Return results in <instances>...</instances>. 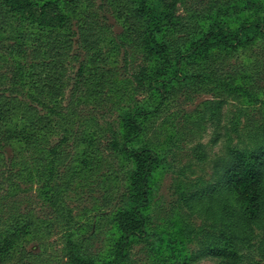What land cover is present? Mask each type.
Instances as JSON below:
<instances>
[{
  "label": "rangeland",
  "instance_id": "obj_1",
  "mask_svg": "<svg viewBox=\"0 0 264 264\" xmlns=\"http://www.w3.org/2000/svg\"><path fill=\"white\" fill-rule=\"evenodd\" d=\"M94 4L99 12L102 0ZM152 6L169 19L158 35L171 59L165 74L153 78L156 57L132 45L124 47L117 36L122 23L108 14L100 35L113 86L101 105L92 100L81 105L71 124L74 132L94 116L100 125L95 133L99 144L117 139L121 159L102 146L106 160L98 175L67 177L81 161L75 133L58 148L59 159L34 162L11 147L2 155L0 232L33 217L49 233L43 244H26L36 257L17 264H69L72 250L105 251L114 237L113 215L128 204L130 151L139 147L150 148L156 157L149 205L143 209L144 232L130 238L121 264H264V166H258L263 181L257 216L247 211L229 181L236 152L253 156L256 164L264 153V0H147L151 15ZM216 20L229 30L250 29V41L235 40L224 51L213 48L205 56H190L189 44ZM186 23L195 29H182ZM13 65L11 55L0 52L1 89L10 88L2 84ZM73 65L69 70L74 72ZM137 110L140 135L126 143L123 116ZM58 138L60 134L52 131L50 145ZM111 169L117 171L120 184L116 199L103 206ZM57 182L62 185L59 196ZM69 216L74 220L67 222ZM214 248L237 254V259L212 253Z\"/></svg>",
  "mask_w": 264,
  "mask_h": 264
},
{
  "label": "trees",
  "instance_id": "obj_2",
  "mask_svg": "<svg viewBox=\"0 0 264 264\" xmlns=\"http://www.w3.org/2000/svg\"><path fill=\"white\" fill-rule=\"evenodd\" d=\"M111 3L102 0L98 12L94 8V0H0V52L11 55L14 61L10 76L2 84L10 85V88L4 90L0 86V174L4 161L2 155L8 148L11 147L15 154L18 151L27 153L34 162H43L45 158L59 159L62 154L58 148L74 133L76 140L81 142L76 148L81 161L67 177L73 178L72 174L89 178L98 175L104 164L102 160H106L102 156V146L121 159L122 149L117 139L99 144L95 133L100 125L94 116L88 118L81 129L73 128V132L71 126L81 105L89 103V100L101 105L104 93L114 83L111 70L104 65L101 47L100 34L102 28H107L105 19L112 13L121 21L123 28L117 36L124 47L132 45L156 57L155 80L165 74L163 69L171 61L167 58L166 43L158 37L169 19L157 6H152L154 10L151 15L147 0H112ZM109 8L113 12L106 13ZM189 23L181 25L185 27L182 29L193 31L195 26L191 27ZM246 27L250 28V25ZM201 34L186 49L190 56H205L213 48L224 51L235 40L249 42L252 35L250 29L247 32L229 30L217 20ZM72 63L74 72L69 70L72 69ZM66 88L69 89L68 93H65ZM65 99L67 103L63 104ZM140 115L138 110L124 113L126 143L140 135ZM54 130L60 134V138L50 145V135ZM130 155L133 167L126 170L129 200L121 212L111 214H114L110 222L114 224L112 242L101 254L72 250L69 264H121L130 238L144 232L146 218L143 209L149 205V183L156 157L148 147L131 150ZM261 155L262 158L256 164L253 156L236 152L235 166L229 171L233 189L253 216L259 215L261 211L259 201L262 197L263 174L258 166H264V153ZM127 159L131 160L129 156ZM118 176L114 169L108 170L103 206L110 205L116 199L115 190L120 184ZM61 186L57 182L58 196ZM106 213L103 211L102 214ZM69 217L65 218L67 222L74 220ZM48 234L47 228L45 230L33 217L17 220L0 232V264H17L24 259L30 261L38 254L29 252L26 244L33 240L43 244ZM212 250V253L225 257L237 259L238 256L226 249Z\"/></svg>",
  "mask_w": 264,
  "mask_h": 264
}]
</instances>
